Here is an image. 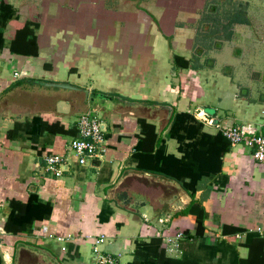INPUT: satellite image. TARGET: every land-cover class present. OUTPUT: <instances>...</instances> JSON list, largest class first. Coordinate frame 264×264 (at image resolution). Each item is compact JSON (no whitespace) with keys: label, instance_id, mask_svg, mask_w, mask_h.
<instances>
[{"label":"crops","instance_id":"1","mask_svg":"<svg viewBox=\"0 0 264 264\" xmlns=\"http://www.w3.org/2000/svg\"><path fill=\"white\" fill-rule=\"evenodd\" d=\"M241 1L226 39L220 0H0V264H91L95 234L119 264H264L247 231L264 227V164L195 117L264 134V3ZM86 111L105 150L54 176L44 157Z\"/></svg>","mask_w":264,"mask_h":264},{"label":"built area","instance_id":"2","mask_svg":"<svg viewBox=\"0 0 264 264\" xmlns=\"http://www.w3.org/2000/svg\"><path fill=\"white\" fill-rule=\"evenodd\" d=\"M195 117L203 124L219 129L231 145L238 143L246 145L250 150V156L256 162L264 164V134L247 124L224 125L201 109L196 110ZM76 130V136L67 145V154L49 153L44 157L45 170L53 173L54 176L58 177L63 174V166L68 163L71 156L76 157L79 164H85L88 159L98 157L105 150V135L98 115L90 111L80 113L76 120ZM247 231L254 232L264 239V227L262 226L248 228ZM39 233L62 243L76 238L71 234L55 235L50 232L47 224L41 225ZM235 236L239 237L240 235L236 234ZM82 237L91 243V264H119L114 256L102 249V245L106 241L104 234ZM177 237H180V234ZM166 240L172 242L171 238ZM61 249L65 250L64 244Z\"/></svg>","mask_w":264,"mask_h":264},{"label":"rangeland","instance_id":"3","mask_svg":"<svg viewBox=\"0 0 264 264\" xmlns=\"http://www.w3.org/2000/svg\"><path fill=\"white\" fill-rule=\"evenodd\" d=\"M178 1V5L182 4L180 3L181 0H175ZM217 1V0H215ZM221 1V10L217 11V15L215 17H212L213 19H217V22L222 23L221 20H226V22L220 24L221 30L223 31L222 37H225L226 39H229L231 37L232 31L230 30L231 25L233 22H236L238 20H245V11L243 9V3H241V0H220ZM251 2H254V0H251ZM258 3H264V0H258ZM218 9V7H217ZM219 25V24H218ZM217 25V27H218ZM218 29L213 31V33H216ZM220 50V49H219ZM219 50H217L219 52ZM231 52L227 49H222L220 51L218 61H228L230 60Z\"/></svg>","mask_w":264,"mask_h":264},{"label":"trees","instance_id":"4","mask_svg":"<svg viewBox=\"0 0 264 264\" xmlns=\"http://www.w3.org/2000/svg\"><path fill=\"white\" fill-rule=\"evenodd\" d=\"M48 128L50 129V131H51V133H53L54 135H57V136H60V137H62V136H66V137H73L74 135H75V130L74 129H67V128H64L62 125H60L59 123H53V124H51V126H48ZM10 132H9V134H8V136H10ZM30 200L32 201V199L33 198H35V195L34 194H31L30 195ZM30 201H28L27 202V204H30L29 203ZM10 204H12V206H14V204H15V202L14 201H11L10 202ZM6 226V225H5ZM4 226V227H5ZM202 230H203V228H202V219H198L197 218V230H196V232H195V235L194 236H197V235H200V234H202ZM172 232H176V231H182V232H184V233H186L185 235H184V237H190L189 235V233L187 232V231H184V230H181V229H179V228H177L176 230H171ZM55 235H57V234H55ZM95 235H99V234H95ZM260 239L261 240H263L261 237H260ZM1 243H3V244H5V242L1 239V241H0ZM163 251V250H162Z\"/></svg>","mask_w":264,"mask_h":264},{"label":"water","instance_id":"5","mask_svg":"<svg viewBox=\"0 0 264 264\" xmlns=\"http://www.w3.org/2000/svg\"><path fill=\"white\" fill-rule=\"evenodd\" d=\"M46 85L55 86V87H60V88H65V89H69V90H80V88H78V87H76V86H73V85H71V84H69V83H67V82H54V83L47 82ZM83 92H84L85 94L88 93V91L85 90V89H83ZM101 126H102V124H101ZM102 130H104L103 127H102ZM65 166H66V165H64L63 168H65Z\"/></svg>","mask_w":264,"mask_h":264}]
</instances>
